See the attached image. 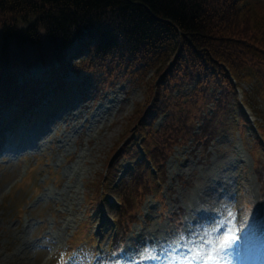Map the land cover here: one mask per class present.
<instances>
[{
	"label": "rangeland",
	"instance_id": "1",
	"mask_svg": "<svg viewBox=\"0 0 264 264\" xmlns=\"http://www.w3.org/2000/svg\"><path fill=\"white\" fill-rule=\"evenodd\" d=\"M259 6L264 16V4ZM246 23L244 20L242 30H246ZM249 37L252 41V34ZM48 72L43 63L37 62L27 76L40 81L47 78ZM74 77L69 79L76 81ZM149 77L153 78V71L149 72ZM146 81L147 78L142 86L138 83L125 86L120 82L103 92L94 87L93 92L87 93L72 109L59 114L47 130L35 131L36 127L41 128L40 121L25 127L28 136L33 130L38 138L32 148L27 146L20 151L0 153V264H53L68 246L71 236L83 229L87 233L81 235V239L80 233L77 234L75 253H91V242H97L98 227L105 233L109 226L102 224L99 214L91 222L89 215L94 218L97 209L89 200L99 203L101 174L108 160L122 150L123 142L120 143L135 122L137 106L146 102ZM248 88L245 84V90ZM260 108L264 123V102L260 103ZM229 124L230 121L224 125L214 124L215 130L227 132V136L210 147L209 161L204 158L202 146L195 144L184 128L165 134L167 145L159 156L165 163V166L159 163L165 198L157 195V200L153 194H148L155 188L153 178L148 175L139 179V186L134 184L137 178H132V187L129 185L116 192L127 200L121 217L126 232L121 248L124 264H132L128 260L129 249L156 244L177 232H187L189 228L198 230L200 225H211L214 218L219 219L218 209L225 204L236 205L240 188L253 205V212L259 210L260 215L264 214V196L261 199L259 195V179L250 155L253 139L237 128L234 119L230 127ZM21 128L17 129L18 133ZM238 132L244 136L242 141ZM234 138L237 149L228 147ZM240 156L245 163L239 160ZM261 158L264 164V156ZM113 160L118 161L119 157ZM126 164L131 165L132 161ZM82 192L84 199L79 196ZM143 199H147L145 204ZM176 208L184 209L181 229L161 218L166 209L171 213ZM141 209L147 219L141 216ZM109 234L106 232L105 237ZM59 248L62 251L55 256ZM236 263L240 264L237 259L233 264ZM157 264L164 262L161 260Z\"/></svg>",
	"mask_w": 264,
	"mask_h": 264
},
{
	"label": "trees",
	"instance_id": "2",
	"mask_svg": "<svg viewBox=\"0 0 264 264\" xmlns=\"http://www.w3.org/2000/svg\"><path fill=\"white\" fill-rule=\"evenodd\" d=\"M241 13L236 0H0V100L19 96L21 77L37 62L52 73L58 65L66 74L79 67L102 69L109 61L131 71L136 61L153 60L155 76L175 79L198 68L224 73L226 65L241 79V72L257 71L259 64L252 62L264 64V33L250 41L248 22L241 29ZM72 48L88 51L79 66L68 57ZM233 105L219 106L208 118L205 146L218 114L229 116L226 120L235 116ZM196 113L192 109L181 121L188 133ZM136 176L139 186L141 168Z\"/></svg>",
	"mask_w": 264,
	"mask_h": 264
},
{
	"label": "snow or ice",
	"instance_id": "3",
	"mask_svg": "<svg viewBox=\"0 0 264 264\" xmlns=\"http://www.w3.org/2000/svg\"><path fill=\"white\" fill-rule=\"evenodd\" d=\"M234 199V198H233ZM219 219H213L211 225H200L199 229L189 228L187 232L176 234L136 249L128 250V260L132 264H233L239 257L242 247L252 231L254 221L264 219V215L237 208L235 203L225 204L217 210ZM124 250L113 252L107 257H95L94 254L73 253L62 264H124Z\"/></svg>",
	"mask_w": 264,
	"mask_h": 264
},
{
	"label": "bare ground",
	"instance_id": "4",
	"mask_svg": "<svg viewBox=\"0 0 264 264\" xmlns=\"http://www.w3.org/2000/svg\"><path fill=\"white\" fill-rule=\"evenodd\" d=\"M79 196H80L81 198H83V197H84V192L80 193ZM76 197H77V194H75L74 199H75ZM72 214H73V213H72ZM71 216H72V217H75L74 215H71ZM69 224H70V222H68L66 226H68ZM61 264H62V263H61Z\"/></svg>",
	"mask_w": 264,
	"mask_h": 264
}]
</instances>
